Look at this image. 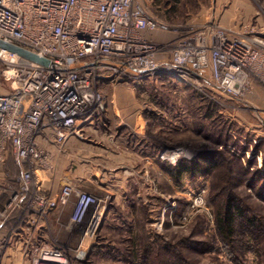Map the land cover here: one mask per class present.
<instances>
[{"label":"rangeland","instance_id":"374dc122","mask_svg":"<svg viewBox=\"0 0 264 264\" xmlns=\"http://www.w3.org/2000/svg\"><path fill=\"white\" fill-rule=\"evenodd\" d=\"M137 1L168 24L212 21L242 37L264 38V0ZM4 70L0 63V94L14 86ZM113 94L123 102L115 97L111 106ZM104 96L105 119L64 147L43 178L53 190L67 178L109 197L83 264H264V89L256 85L230 101L190 73L186 81L113 85ZM137 111L145 122L140 130L128 123ZM205 156L214 163L209 172L174 174ZM230 198L241 214L224 239L218 224ZM45 232L48 244L77 246V234L53 221Z\"/></svg>","mask_w":264,"mask_h":264},{"label":"built area","instance_id":"2783aa9c","mask_svg":"<svg viewBox=\"0 0 264 264\" xmlns=\"http://www.w3.org/2000/svg\"><path fill=\"white\" fill-rule=\"evenodd\" d=\"M0 40L49 61L41 65L0 49L3 75L14 83L0 94V165L14 169L0 171V264L86 261L108 195L67 178L54 193L43 178L56 168L48 147L62 154L85 138L86 127L105 119L108 87L186 81L193 73L230 101L256 85L264 89L262 36L242 37L212 21L168 24L137 0H0ZM137 114L139 129L145 122ZM26 221L43 230L53 221L77 234V246L37 243L31 229L18 238Z\"/></svg>","mask_w":264,"mask_h":264},{"label":"trees","instance_id":"16d2710c","mask_svg":"<svg viewBox=\"0 0 264 264\" xmlns=\"http://www.w3.org/2000/svg\"><path fill=\"white\" fill-rule=\"evenodd\" d=\"M212 165H214V163H212V158L205 156L202 161L200 160L189 165H180L177 170L175 169L174 174L177 176L182 172L189 175H196L198 173L204 174L210 171ZM240 214L241 210L236 202L231 198L228 199L225 203L224 215L218 224L219 233L224 239L230 238L232 234V221L235 216H240Z\"/></svg>","mask_w":264,"mask_h":264},{"label":"crops","instance_id":"0c3cea01","mask_svg":"<svg viewBox=\"0 0 264 264\" xmlns=\"http://www.w3.org/2000/svg\"><path fill=\"white\" fill-rule=\"evenodd\" d=\"M227 12H228V17L229 18L236 19V17H235L236 15H235V13L233 11L228 10ZM257 92H258V94H257L258 96L257 97H260L261 96V94H260L261 93V90L258 89ZM115 97L117 98V96L115 94H113L112 95V99L110 101L111 106L113 105V103L115 101ZM117 99H118V101L119 100L121 101L122 98H120V96H118ZM121 102H123V101H121ZM92 127H94V125L88 126L84 130H86L87 133L89 134L90 131H92ZM75 142L76 141H72L70 143H73L74 144ZM120 143L122 144V147L121 148H124L126 146L124 139H122ZM48 149L51 152L54 161L57 163V161L59 160V156L57 155L58 154L57 151L54 148H52V147H48ZM12 168L13 167H12V164L10 162L5 163V165H0V171H2L4 169H12ZM45 183L46 184H49L51 187H53V185H52L53 184V181L51 179L45 178ZM58 189H59V187H57V189H54V193H56L58 191ZM29 222L30 221H26V223H23L22 226L18 229V238H19V236L20 237L27 236L29 229H31L32 236H33V238L35 239V241L37 243H42L43 241L46 242L45 240H46L47 235L44 233L45 230L39 229V228H36V227H32V225H30ZM28 226H31V228L30 227L28 228ZM12 251H14V250H12ZM14 255L17 256L15 258H17V259L19 258L18 255H16L15 253H14Z\"/></svg>","mask_w":264,"mask_h":264},{"label":"water","instance_id":"95a60500","mask_svg":"<svg viewBox=\"0 0 264 264\" xmlns=\"http://www.w3.org/2000/svg\"><path fill=\"white\" fill-rule=\"evenodd\" d=\"M0 49L7 51L9 53L17 54L20 57H23L27 60L33 61L41 65H48L49 61L45 58H39L35 54L11 43L4 42L0 40Z\"/></svg>","mask_w":264,"mask_h":264},{"label":"bare ground","instance_id":"6f19581e","mask_svg":"<svg viewBox=\"0 0 264 264\" xmlns=\"http://www.w3.org/2000/svg\"><path fill=\"white\" fill-rule=\"evenodd\" d=\"M128 123L133 124L134 126L140 123V118L137 112H135L130 118L128 119ZM176 156V155H175ZM175 156H172V161L175 159Z\"/></svg>","mask_w":264,"mask_h":264}]
</instances>
